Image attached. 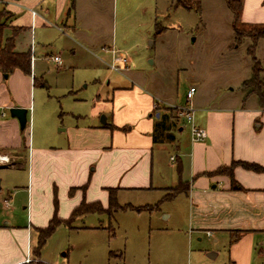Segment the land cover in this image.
<instances>
[{
  "label": "rangeland",
  "instance_id": "374dc122",
  "mask_svg": "<svg viewBox=\"0 0 264 264\" xmlns=\"http://www.w3.org/2000/svg\"><path fill=\"white\" fill-rule=\"evenodd\" d=\"M74 9L79 37L70 29L62 33L49 26L16 39L17 50L32 44L36 57L24 131L33 144L63 146L66 134L61 129L100 122L110 108L104 95L114 83L133 79L183 106L192 83L198 86L197 99L211 95L221 99L238 96L241 82L250 77L252 59L246 52L250 39L234 42L233 18L224 0H201L200 13L175 7L173 0H75ZM112 49L127 59L120 71L109 67ZM45 54H59L60 63ZM255 57L264 67V41L257 44ZM21 77L3 75L1 81ZM167 108L172 106L161 105L162 111ZM19 153L17 162L22 165L10 167L11 157L0 163V226L30 225L31 195L36 200V192L43 196L52 189L48 184L38 189L31 155L28 160L25 148ZM163 194L120 192L116 202L123 209L87 213L70 226L59 225L41 248L40 259L49 264H196L212 245L206 239L201 244L189 241L184 195L162 202L155 214L135 209L151 207ZM166 210L176 211L177 218L165 221L161 212Z\"/></svg>",
  "mask_w": 264,
  "mask_h": 264
},
{
  "label": "crops",
  "instance_id": "0c3cea01",
  "mask_svg": "<svg viewBox=\"0 0 264 264\" xmlns=\"http://www.w3.org/2000/svg\"><path fill=\"white\" fill-rule=\"evenodd\" d=\"M70 2L4 0V7L13 14L11 25L25 27L23 38L31 31L35 34L37 27L49 26H56L61 32L70 29L79 37L75 0L72 9ZM241 20L264 22V0H243ZM261 41L264 39L258 43ZM52 55L59 54L45 57ZM31 56L32 73L36 60L33 50ZM11 76L21 80L1 81L0 73V154L11 157L8 164L13 167L22 165L17 162L19 152L27 149L38 189L47 184L52 189L43 196L36 192V200L31 195L30 225L0 226V264L31 259L37 236L35 232L32 245L31 228L46 226L53 214L68 218L82 200H97L106 208L109 188L116 189V197L122 191L136 189L164 192V197L180 181L186 183V191L165 201L184 195L189 241L194 239L201 244L206 239L212 245L196 264H264V170L234 166L233 178L241 186L236 190L231 188L225 173L214 172L229 167L233 161L264 168V109L254 95L243 100L238 87V96L225 95L220 99L211 95L201 100L196 97L198 86L190 84L189 87H195L192 104L196 108V123L206 131L203 141L191 142L181 118H168L167 128L157 127L160 117L153 112L155 108L168 114L161 110V105L177 102L130 79L127 84L114 83L104 95L103 100L110 105L105 110L106 124L65 127L60 130L66 134L63 146L46 147L41 142L33 144V139L29 142L24 137L26 128L20 129L18 120L9 112L12 107L25 108L28 116L36 76L19 70ZM163 150H167L168 156ZM172 156L174 160L170 159ZM83 185L84 191L79 188ZM71 188L74 190L70 194ZM158 210L161 211L160 207L150 212L155 214ZM162 213L165 221L177 218L176 211Z\"/></svg>",
  "mask_w": 264,
  "mask_h": 264
},
{
  "label": "trees",
  "instance_id": "16d2710c",
  "mask_svg": "<svg viewBox=\"0 0 264 264\" xmlns=\"http://www.w3.org/2000/svg\"><path fill=\"white\" fill-rule=\"evenodd\" d=\"M226 7L230 10L232 14V29L234 31V42L240 44L243 39L249 38L250 44L248 45L246 52L252 59L250 77L241 82L239 90L242 93V99L246 100L249 96L254 95L256 97L257 103L260 108L264 109V67L261 65L259 59L255 57V51L260 39H264V22L260 23H246L241 20L242 4L243 0H224ZM0 73L9 77L15 70L21 71L25 75H31V51L30 47L26 50L16 49V39L22 35L26 29L25 27H18L11 25V19L13 14L6 10L4 7V2H0ZM173 5L181 6L185 9H194L197 13H200L201 0H173ZM74 6V0L70 2V9ZM34 85L36 78L33 77ZM44 86V84H42ZM169 113L163 114L159 112V108H155L154 113H159V123L158 128H165L166 121L171 118L173 121L177 120L179 117L173 108L166 109ZM156 127V129H157ZM167 128V127H166ZM240 165L247 169H252L254 171H262L263 167L248 163L245 161H233L229 167L219 168L215 173H225L231 181V188L241 189V186L236 183L232 175V169L234 166ZM81 190H85L86 185L79 187ZM74 188L69 190L71 194ZM108 190V206L104 208L100 201L86 202L82 200L74 209L72 210L70 216L66 219L58 217L53 214L51 219L48 221L47 225L44 227L35 228L36 232V243L31 249V259L28 262H22L19 264H49L40 259V251L46 240L51 236L54 230L61 224L70 226L73 220L77 217L83 216L87 213H101L106 210H110L115 207H120L116 202V189L109 188ZM186 191V183L180 181L175 187L169 189V194L164 195L153 205L135 208L137 211H141L143 208L151 210L153 208H158L160 203L169 200L180 192ZM133 208V207H132ZM134 209V208H133ZM112 253L110 252V255Z\"/></svg>",
  "mask_w": 264,
  "mask_h": 264
},
{
  "label": "built area",
  "instance_id": "2783aa9c",
  "mask_svg": "<svg viewBox=\"0 0 264 264\" xmlns=\"http://www.w3.org/2000/svg\"><path fill=\"white\" fill-rule=\"evenodd\" d=\"M32 14H35L32 11ZM32 45H30V51L32 52ZM112 62L109 67L113 70L120 71L126 67L127 59L122 57L118 51L112 49ZM48 59L55 63H60V57L58 55L49 56ZM195 92V87L190 86L186 92V103L183 106L171 105L175 109L179 118L183 120L184 125L187 126L189 131V137L191 142L203 141L206 137V131L204 128L200 127L196 123V108L192 104V98ZM171 160H174V157H170ZM8 163L9 159L6 155H0V163ZM7 204V200H4ZM30 259H26L25 262H28Z\"/></svg>",
  "mask_w": 264,
  "mask_h": 264
},
{
  "label": "water",
  "instance_id": "95a60500",
  "mask_svg": "<svg viewBox=\"0 0 264 264\" xmlns=\"http://www.w3.org/2000/svg\"><path fill=\"white\" fill-rule=\"evenodd\" d=\"M7 77L6 75H4ZM10 116L18 120L20 129H24L27 124V109L20 107H12L9 109ZM101 124H106L105 116L101 117Z\"/></svg>",
  "mask_w": 264,
  "mask_h": 264
}]
</instances>
